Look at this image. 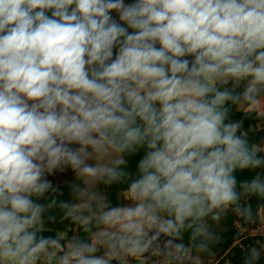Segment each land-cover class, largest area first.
<instances>
[{"label": "clouds", "instance_id": "clouds-1", "mask_svg": "<svg viewBox=\"0 0 264 264\" xmlns=\"http://www.w3.org/2000/svg\"><path fill=\"white\" fill-rule=\"evenodd\" d=\"M245 120L264 127V0H0V264L214 254L229 212L264 216Z\"/></svg>", "mask_w": 264, "mask_h": 264}, {"label": "trees", "instance_id": "trees-1", "mask_svg": "<svg viewBox=\"0 0 264 264\" xmlns=\"http://www.w3.org/2000/svg\"><path fill=\"white\" fill-rule=\"evenodd\" d=\"M241 113L240 112H235L233 113V118H240L241 117ZM245 128L248 129L249 133L253 136V138L257 141V142H264V127H262L261 125H259L258 123H255L254 121H250V120H245ZM143 155V151H141L139 154L133 156V157H129V168H131L133 171L135 170V166L136 163L138 162V160L140 159V157ZM236 175L238 176L239 179H243L245 177L247 178H251L254 173H250L248 171H244V172H237ZM63 191H64V197L65 199L68 198V188L67 185L66 186H60ZM108 191L111 193L112 195V200L115 203L116 202V197L119 194V189L114 186L110 189H108ZM250 203L252 204V207L255 211L257 204L259 203V201L257 200L256 197H252ZM258 219L255 221L257 222ZM239 223L242 225V227H244L245 229H249L252 226V223H247L245 221H243L241 218H239L238 216H236L235 214L229 212L226 216H224L219 222H216L215 224L219 226H221L223 229L220 232V236L222 237V240L220 242V244L216 245L213 247L212 251L214 254H205L203 253V257L210 260L212 258H214L215 260H217V264H224L226 261V258H229L231 260V264H241V258L243 255V250L239 249L237 246H233V244L235 243L237 237L240 235L239 231L236 228V223ZM253 222V223H255ZM55 227L61 231L65 230V224L63 223H58L55 225ZM260 241L259 243L263 242L264 243V236H261L257 239H255V243H252L253 246H261L262 244H257L256 241ZM245 245H250L251 241L245 240ZM233 247V248H231ZM231 248V249H230ZM230 249V250H229ZM245 250V249H244ZM227 253V254H226ZM204 264H210L209 262L204 263Z\"/></svg>", "mask_w": 264, "mask_h": 264}, {"label": "rangeland", "instance_id": "rangeland-1", "mask_svg": "<svg viewBox=\"0 0 264 264\" xmlns=\"http://www.w3.org/2000/svg\"><path fill=\"white\" fill-rule=\"evenodd\" d=\"M125 2H126V3H130V2H132V0H125ZM113 16H116V14L113 13ZM262 143H264V142H262ZM73 178H74V177H73V174H72L71 172L57 173V174H55L54 176H50V177H49V179L52 180V182H53L54 185H59V186H66V185H68V183H69ZM260 219H262V217L259 218V221H260ZM262 223H264V222H262ZM260 224H261V223H260ZM236 225L238 226L239 223L237 222ZM214 228H215V231H216L218 234H220L221 230L223 229L221 226L218 227V225H216V224H214ZM252 228H253V227H252ZM247 230H248V229H247ZM249 230H251V228H249ZM257 238H258V237L249 239V240L251 241L250 245H252V243H255L254 240L257 239ZM259 242H260V241H258L257 244H262V246H264V243H263V242H261V243H259ZM252 246H253V245H252ZM248 247H249V246H248ZM258 247H261V246H258ZM231 248H233V247H231ZM231 248H230V249H231ZM238 248H239V247H238ZM246 248H247V247H246ZM246 248H245V249H246ZM230 249H229V250H230ZM239 249H240V248H239ZM240 250H241V249H240ZM242 250H244V249H242ZM226 254H227V253H226ZM215 261H216V260H215L214 258L208 260V259H206V258L203 257V253H198V252H197V254H196V256H195L194 258H192V257L190 256V258L187 259V260L184 262V264H185V263H186V264H204V263H207V262L214 264ZM193 262H194V263H193ZM231 263H232L231 260H230L229 258H226V261H225L224 264H231Z\"/></svg>", "mask_w": 264, "mask_h": 264}, {"label": "built area", "instance_id": "built-area-1", "mask_svg": "<svg viewBox=\"0 0 264 264\" xmlns=\"http://www.w3.org/2000/svg\"><path fill=\"white\" fill-rule=\"evenodd\" d=\"M264 216H262V219H258L257 222L252 223V226L250 227L251 230H247L244 227H242L241 224H239L238 226L236 225L237 230H243L245 229L246 231H244V233H240L239 231V237L237 238L236 242L234 243L233 246H237L240 249H245L246 247H248L249 245H245V240L251 239V238H256V237H261L264 236ZM261 223V224H260ZM253 227V228H252Z\"/></svg>", "mask_w": 264, "mask_h": 264}, {"label": "crops", "instance_id": "crops-1", "mask_svg": "<svg viewBox=\"0 0 264 264\" xmlns=\"http://www.w3.org/2000/svg\"><path fill=\"white\" fill-rule=\"evenodd\" d=\"M240 231V233H244V231H246L245 229H243V230H239ZM259 241V240H258ZM258 241H256V243L258 242ZM262 246V245H261ZM196 254H197V252H195V251H193L192 253H191V257L192 258H194L195 256H196ZM217 260L215 261V263L214 264H217ZM194 263V262H193ZM186 264V263H185ZM210 264H212V263H210Z\"/></svg>", "mask_w": 264, "mask_h": 264}]
</instances>
